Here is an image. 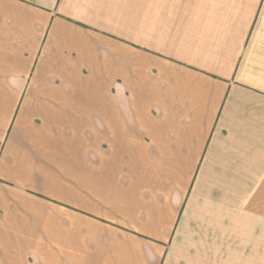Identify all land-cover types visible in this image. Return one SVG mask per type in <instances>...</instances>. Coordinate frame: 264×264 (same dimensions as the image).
<instances>
[{"label": "crops", "instance_id": "obj_1", "mask_svg": "<svg viewBox=\"0 0 264 264\" xmlns=\"http://www.w3.org/2000/svg\"><path fill=\"white\" fill-rule=\"evenodd\" d=\"M0 264H264V0H0Z\"/></svg>", "mask_w": 264, "mask_h": 264}]
</instances>
